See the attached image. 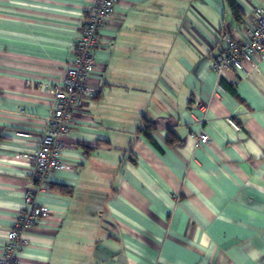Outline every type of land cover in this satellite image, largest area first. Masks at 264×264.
Returning a JSON list of instances; mask_svg holds the SVG:
<instances>
[{"label": "crops", "instance_id": "obj_1", "mask_svg": "<svg viewBox=\"0 0 264 264\" xmlns=\"http://www.w3.org/2000/svg\"><path fill=\"white\" fill-rule=\"evenodd\" d=\"M88 1L0 0V248ZM259 5L115 6L94 92L72 109L63 167L37 196L49 214L22 233L16 264H264V58L221 79L211 68L221 31L244 40Z\"/></svg>", "mask_w": 264, "mask_h": 264}, {"label": "built area", "instance_id": "obj_2", "mask_svg": "<svg viewBox=\"0 0 264 264\" xmlns=\"http://www.w3.org/2000/svg\"><path fill=\"white\" fill-rule=\"evenodd\" d=\"M122 0H89L82 8L79 33L73 45L72 61L65 66L59 83L50 87L52 110L46 117L39 145L32 151L33 186L23 195V206L12 226L7 231L0 248V264H16L17 254L23 244L22 233L45 220L49 211L37 200V196L50 191V178L55 170L63 167L61 160L64 146L63 136L70 131V113L82 104L84 98L94 92L89 81L96 70L95 49L101 43L100 30ZM264 58V5L256 6L251 12V24L244 40L221 31L211 68L219 79L231 73L245 74ZM233 80V83L236 82ZM49 87V85H46ZM227 122L239 129L233 117ZM21 135H28L18 132ZM198 141L206 143L208 135L198 134Z\"/></svg>", "mask_w": 264, "mask_h": 264}, {"label": "trees", "instance_id": "obj_3", "mask_svg": "<svg viewBox=\"0 0 264 264\" xmlns=\"http://www.w3.org/2000/svg\"><path fill=\"white\" fill-rule=\"evenodd\" d=\"M232 4V3H231ZM50 188H51V185H50Z\"/></svg>", "mask_w": 264, "mask_h": 264}]
</instances>
